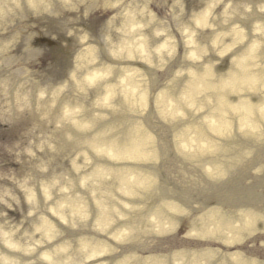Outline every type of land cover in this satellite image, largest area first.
Listing matches in <instances>:
<instances>
[{"label": "rangeland", "instance_id": "obj_1", "mask_svg": "<svg viewBox=\"0 0 264 264\" xmlns=\"http://www.w3.org/2000/svg\"><path fill=\"white\" fill-rule=\"evenodd\" d=\"M130 14L137 25L128 29L125 21ZM263 26L264 0H0V264H112L111 255L126 250L119 249L121 245L142 248L125 264H174V259L179 264H231L238 258L264 264V233L254 238L243 235L264 229L261 220L255 222L264 218L263 206L233 205L251 213L252 221L246 225L236 217L238 211H229L231 204L206 198L204 186L186 182L188 174L172 162L179 149V133H201L211 141V150L222 145L221 153L226 154L241 143L232 135L253 131L236 126L238 112L227 110L220 115L214 111L215 97L210 92H197L189 99L180 90L196 74L211 83L223 79L235 70V51L246 45L252 50L244 57V51L240 52V59L249 72L257 74ZM134 33H141L146 42L145 56L127 43ZM112 47L120 52L113 54ZM89 48L96 58L85 55ZM127 54L129 63L139 66L134 67L137 75L127 72L129 63L119 66ZM206 69L209 76L202 74ZM91 70L100 75L87 80L84 74ZM142 89L145 98L149 95L153 101L150 105H140ZM164 94L177 107L174 112L158 103V96ZM258 94L259 88L243 89L225 99L228 105H236L242 95L251 105H264ZM187 109L201 114L207 109L214 118L227 121L219 135L225 138L218 141L217 134L207 133V123L196 125L193 118L187 119ZM132 118L168 151L145 170L156 185L151 193L132 185L130 197L118 196L117 182L109 174L97 173L107 163H123L93 150L89 142H76L81 136L112 137L125 119ZM254 118L252 114L257 133L259 123ZM77 120L81 127L76 126ZM227 167L222 164V169ZM253 182L247 175L242 184ZM178 186L194 194L201 209L187 212L184 208L182 214L166 209L160 213L164 224H156L159 188L168 189L170 199L176 201L172 191ZM254 190L264 195V185ZM133 195L136 203L129 205ZM98 202L111 207L106 225L98 224ZM69 203L79 204L82 213H74ZM56 205L68 208L61 218L50 211ZM217 210L218 219L223 216L233 223L235 232H241L244 248H222L219 239L214 241L224 232L214 228L201 239L208 212L213 211L216 218ZM43 220L50 222V231L41 228ZM144 220L148 223L141 230ZM118 230L122 233L115 235ZM131 236L138 238L133 245ZM82 240L89 248L102 241L104 252L90 255Z\"/></svg>", "mask_w": 264, "mask_h": 264}, {"label": "bare ground", "instance_id": "obj_2", "mask_svg": "<svg viewBox=\"0 0 264 264\" xmlns=\"http://www.w3.org/2000/svg\"><path fill=\"white\" fill-rule=\"evenodd\" d=\"M34 1L35 0H29V3H32ZM206 13L207 11L205 10L203 15ZM126 17L127 20L125 21V24H127L126 26H128V29L136 27L135 25H137V21L135 17L133 18L131 14ZM202 22L203 20L199 23ZM126 40L129 41L127 43L135 45L137 50L140 53H143V55L147 51L146 42L144 41L141 33H134ZM125 43L126 42H121L120 45L122 47L126 46ZM250 49L251 48L246 45L240 51H235L234 57H236V59H233V65L235 66V70L228 72L223 79H219L217 80V82L211 83L207 80H203L200 74H196L197 76H195L194 78L188 77L187 81L185 82L186 84L182 86L180 92H182L183 95L189 99L197 92H210L212 96L215 97L214 107L216 110L214 111H216L220 115L227 112V110H233L235 112H238V117L235 116V120H237L236 126H238L239 128H246L248 130L253 131L232 135L234 139L239 138L241 140L239 142L241 143L237 145V143L235 142L234 145H237L236 149L233 148L226 154L223 152L221 153V150L223 149L222 145H219L218 148H216L217 150H211V148H213V145L210 143L211 141H206L205 137L207 136L203 138L200 135L201 133H195L196 136L185 135L183 134V132L179 133L177 142L179 149L173 153L174 159L172 160V162L173 166L178 167L179 165V168L182 170V172H186L188 174L186 182L192 183V185L200 183L204 186L206 198H217L222 201V204H231L228 206L229 211H238V209H233L235 208L233 205H239L240 202H245L244 204L248 206L255 204L261 205L263 206L262 213L264 214V195L259 193V191L254 190L256 185H264V105H251V103L245 100L244 96L242 95H239L236 105H228V101L227 99H225L227 94H238L239 91L243 89L255 90L259 88L258 96H262L264 100V48H262L259 53H256L258 56H262L261 60L259 61V64L257 65V74L249 72L245 61L242 62V59H240L242 58L240 57V52L244 51V57L246 51ZM111 52L113 54H118L120 51L118 48L114 49L112 47ZM85 55H91L93 59L96 58V52H94V49L92 48H89L85 52ZM129 58L130 56H128L127 54L125 56V60L119 61V66H124L128 64ZM142 59L144 60V58ZM128 66L129 69H127V72H132V74L137 75V72L134 70V67H139L138 64L136 62H133L131 64L129 63ZM142 67V69L146 68L144 67V65H142ZM202 74L205 76H209L210 71L206 69L205 72H203ZM98 75H100V72L98 70H91L87 71L84 74V78L90 80L96 78ZM138 76L140 78L143 77L140 75ZM122 81L125 80L122 79ZM141 82H144L143 78ZM221 90L224 92V94L223 92H221ZM158 97L161 98L160 102L158 103H160L162 106L167 105L164 107H167L168 111L171 110V112H174L175 109H177V107L175 109L173 108V103L172 101H169L170 98L168 94L159 95ZM139 101L140 105H150V103L153 102L149 98V95L145 98L143 89L139 93ZM202 114L198 109L186 110V115H189L187 116V119L193 118L192 121L196 125L199 124V122H202L203 124L207 123V133H211L214 135L217 134L216 140L221 141L220 137L225 138L223 137L225 135H219L227 127L228 122L224 121V119L222 118H214L213 116L215 114L207 109ZM208 114H211L212 116ZM252 114L255 117L254 120L259 123V130H257V133H255L256 131L254 130V128L256 127L255 122L250 119V116ZM178 122H180V120ZM121 123H123V120L121 121ZM75 124L78 127L82 126L81 122L78 120L75 121ZM170 125L171 124H169L168 126ZM78 142H89L88 145L93 150H100V152H106L115 160H119L123 163L114 166L113 164L107 163L106 166H104L100 169V171H98L99 173L95 171L97 173V176H102L104 175V173L109 174L110 178L117 182L119 192L121 193V195L118 196H123L124 194H126L130 197L133 191L132 185H140L143 188L141 189L143 192H145V194L149 192L151 193L153 188L156 187V185L154 182L150 181V179L148 178L149 175L145 170L151 169V164L149 163L153 161V159L159 160V158L165 156L166 152L168 151L167 146H165L159 140L153 138L149 133L148 129H141L135 118H132L129 121L125 119L121 130L118 131L115 135H112V137L105 138L102 136L101 138H99L97 136H93L91 138H87L85 136H81L79 140L77 139L76 144H78ZM242 142H244L245 145H242ZM195 147L202 149L194 150ZM245 154L250 155L249 159H246ZM223 163L228 165L226 170L222 169ZM255 167H258L259 169L255 171ZM247 175L250 176V178L254 181L253 184H242V181L247 178ZM159 189L161 191L159 196L157 197L159 199V210L155 211V216H153V220L156 224L160 222L161 224H164V217L160 215L163 210L169 209V211L173 213L177 212V214H182L184 208L185 210H187V212H198V210L201 209L198 208V205L195 202V195L189 194L187 188L184 186H178L172 191L178 197L176 201L170 199L172 197L168 195V193H170L168 189ZM108 190L111 192L110 189ZM163 191L165 193L161 194ZM132 202H128V204L133 205L136 203L134 195ZM61 203L66 205L67 202ZM98 205V224L106 225V223L109 222L111 219L109 212L111 210V207L106 208L99 202ZM70 206L74 213H80L79 211L81 210V206L79 204H70ZM67 209V207L56 205L53 206V209H50V211L59 218H61L66 213ZM131 209L132 207H130V210H128L126 207L124 208V210L127 212L132 211ZM213 211L215 210L213 209ZM213 211L208 212L210 213V216L206 219L205 226L202 228L203 236L201 239L205 238V234H210V232L214 228V230L218 232H224L222 234L220 233V235L217 234L218 236L215 237L214 241L216 242L219 239L218 242L220 243V246L222 248H244L242 246L243 241L241 240V232H235V227L233 226V223L227 219H224L223 216L218 219V216L221 215V213L218 212L219 210L216 211V213H218L216 218L214 217L215 214L213 215ZM236 217H241L244 220V224L246 225H249L252 221L251 213H249L248 210H244L242 212L238 211ZM260 220L261 223L264 224V218H257L255 222H259ZM150 221L151 219L148 222ZM148 222H146L145 220L143 221V224H141L140 226L141 230L146 227ZM40 225L42 229L49 231L52 227L50 222H48L47 220L41 221ZM244 232V238H254L256 236L262 235L264 233V229L256 233H247L246 231ZM121 233L122 230H118L117 234L115 233V235H120ZM223 235H225V238H220ZM191 237L192 235L187 238L190 239ZM210 237L213 239L214 236ZM130 239H132V241H129L132 245L135 244L136 241H138V238L135 239V237L132 236ZM81 242L84 249H86L85 247H87V242L85 240H82ZM199 242L201 241H195V243ZM95 244L96 245L94 248L87 247L90 255H99L104 252L103 250L105 248V245L102 241L98 240ZM137 247L138 246H132L129 248L124 245H121L119 249L126 250L120 252L116 251L117 253L111 255V259L113 261L112 264H125V261L130 258H133L134 251L142 250V248L140 247H138L139 249H136ZM43 255L48 259L47 252H44ZM2 260L4 263L10 262L9 260H7V258H3ZM173 261H175L174 264H179L176 263L175 259ZM51 264L58 263L51 262ZM231 264H248V262H245L244 260L238 258L236 261L235 259H233Z\"/></svg>", "mask_w": 264, "mask_h": 264}]
</instances>
